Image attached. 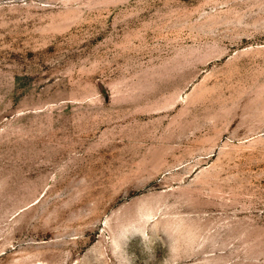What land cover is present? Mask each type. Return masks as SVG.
I'll list each match as a JSON object with an SVG mask.
<instances>
[{
	"label": "rangeland",
	"instance_id": "rangeland-1",
	"mask_svg": "<svg viewBox=\"0 0 264 264\" xmlns=\"http://www.w3.org/2000/svg\"><path fill=\"white\" fill-rule=\"evenodd\" d=\"M0 264H264V0H0Z\"/></svg>",
	"mask_w": 264,
	"mask_h": 264
}]
</instances>
